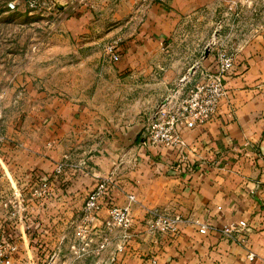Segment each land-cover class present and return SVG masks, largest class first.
Masks as SVG:
<instances>
[{"label":"crops","instance_id":"crops-1","mask_svg":"<svg viewBox=\"0 0 264 264\" xmlns=\"http://www.w3.org/2000/svg\"><path fill=\"white\" fill-rule=\"evenodd\" d=\"M106 1L114 2L105 7L111 11L97 18L116 21L135 12L137 23L114 30L96 25L80 29L76 32L86 31L90 39L56 45L60 56H37L34 74L19 75L18 81L28 83L19 96L10 85L0 90L4 109L0 128L5 137L0 147V200L15 190L24 193L33 173L44 177L58 163L65 168L52 186V196L23 200L13 216L0 208V227L16 225L15 263L45 264L52 254L48 264H150L152 257L157 264H264V0ZM90 12L77 9L69 19L88 13L92 18ZM123 26L133 31L121 38L120 61L112 63L101 45L121 34ZM216 27L221 28L219 34L234 29L237 52L215 115L203 126L184 131L183 153L176 147L143 149L138 140L154 107L193 65H208L210 57H201L202 49ZM204 28L203 43L200 39L196 47L182 44V37L186 40L193 31L202 36ZM154 49L162 56L150 53ZM129 50L137 53L130 62ZM163 64L172 69L152 68ZM128 75L131 97L136 107L139 100L143 103L147 117L145 123L112 135L109 128L115 127L101 119L122 106L123 77ZM189 85L186 77L185 87L175 92L183 95ZM96 175L115 180V203L123 204L127 194L135 196L132 236L122 240L117 232L99 254L90 250L77 254L71 243L73 222ZM30 206L35 207L32 217L25 213ZM155 208L182 217L177 234L149 230L150 211ZM107 213L102 208L100 218ZM195 220L207 225L204 232ZM239 220L248 224L245 238L222 233L224 225Z\"/></svg>","mask_w":264,"mask_h":264},{"label":"built area","instance_id":"built-area-1","mask_svg":"<svg viewBox=\"0 0 264 264\" xmlns=\"http://www.w3.org/2000/svg\"><path fill=\"white\" fill-rule=\"evenodd\" d=\"M58 4L64 7L67 0H6V11H15L20 5L28 9L29 13L47 12L55 13ZM220 27H216L210 39L202 49L201 57L209 56L207 66L196 63L190 68V85L183 95L173 92L163 99L154 109L150 118L146 121L139 137V146L147 151L155 150L159 152L163 147H176L183 153L186 141L183 137L185 130H192L203 126L215 115L220 99L225 96L226 86L225 77L230 74L233 68L237 48L232 44L233 30L226 34H219ZM110 56L114 61L120 58L118 48L115 45L107 47ZM186 77L181 80L185 81ZM2 109L0 107V122L2 119ZM5 143V137L0 128V147ZM65 168L63 163H58L52 173L45 175L32 174L27 181L30 194L34 198H48L52 196V186L55 181H59L64 175ZM94 186L88 191L77 221L73 222L72 245L75 253L91 251L100 253L112 241L118 232L122 240L130 239L132 233L131 207L135 201L133 194L126 195L123 204H117L112 199V191L116 188V182L109 176H94ZM62 181V180H61ZM23 201L22 192L15 190L12 198L6 197L0 200V208L10 211L13 216L19 212ZM102 208L107 209V216L100 218L99 212ZM152 218L148 222L150 231L178 233V224L182 221L179 214L172 216L165 215L158 209H152ZM199 226V231L204 232L206 224L194 221ZM7 228L0 230V264H16L14 256L18 251V238L16 225H7ZM222 233L238 240L246 237L249 227L245 220L230 222L223 226ZM92 244V248H88ZM117 245V249H121ZM53 257L51 254L48 260ZM249 259L253 254L248 253ZM150 264H157L154 257L150 258ZM114 261V256L109 257V262Z\"/></svg>","mask_w":264,"mask_h":264},{"label":"rangeland","instance_id":"rangeland-1","mask_svg":"<svg viewBox=\"0 0 264 264\" xmlns=\"http://www.w3.org/2000/svg\"><path fill=\"white\" fill-rule=\"evenodd\" d=\"M5 2L6 0H0V90L2 89V86L6 87L10 85L16 92L15 93L12 91L11 94L15 93L16 96H19V92L23 90L26 84H28L23 80L21 82L18 81L19 75L22 76L27 74L30 76L34 74L35 69L38 68L36 65V62L39 61L36 60L37 56L42 55L43 57L49 58L57 57L60 55L58 54V50H56V45L66 44V42L80 43L90 39V33L86 31L78 33L76 32L80 29L96 25L99 27L106 26L107 28L114 30V28L121 25H127V22H129L133 27L137 23L136 21L139 17L135 12H130L127 17L116 21L105 17L97 18L101 12L107 11L109 13V11H111L105 7L106 5L109 6L114 4V2H109L106 0H67V4L64 7H62V4H58V10L55 11V13H29L28 9H26L23 5H20L15 11L8 12L5 9ZM84 8L92 11L90 13H94L92 14V18H89L90 14L88 13L80 19H69V16L76 12L77 9ZM132 29L133 28L123 26V32L121 34L113 36L102 42L101 48L106 55V58L110 62L114 63L120 60L118 59L117 61H114L110 56L107 47L109 45H115L116 48H118V53L121 55L122 51L120 50V43L124 41L122 39H125V37H129L131 35V31H133ZM205 30L207 29L204 28V31H202L204 33L202 36L199 33H195L193 31V33L186 35V40H184V37H182V44L187 42L188 45L196 47V43H199L200 39L201 43H203L206 36ZM96 35V33L93 34V36ZM178 42L181 44L179 39L177 40V43ZM178 47L180 46H176L175 51H178ZM187 48L185 47V49L189 52L193 51H191L189 47ZM144 51L149 53V50ZM161 52L165 53V50H161ZM150 53L155 54L154 56L157 57L162 56L160 55L159 50L154 49L153 52ZM136 54V50H129L127 52L129 62L133 57L136 56ZM196 55L198 56V52L192 56L193 59L196 58ZM152 68H156L158 72H162L167 69H172V66L163 64ZM183 82L178 81L176 84V89L172 91L171 94L181 87L184 88L185 86H183ZM34 83L35 82H33V84ZM123 89V99L121 100L122 106L118 105L117 108L115 107V112L104 115L102 116L103 120L101 119V121L107 123L109 127L110 125L115 127L113 129L111 127L109 128L112 135L116 130L120 132L126 131V127H130L137 122L145 123L147 117V111L144 109L143 103L139 100L138 106L136 107L134 99L131 97L130 75L123 77ZM1 97L2 96H0V98ZM1 100L2 99H0V103H2ZM117 103L119 102L117 101ZM159 103L160 102H158V104ZM1 109L3 115L4 109ZM10 112V110L6 111L8 115L11 114ZM119 127L125 128L120 130ZM23 188V200L26 203L28 201H33L35 198L31 196L28 184H26ZM25 213H28L30 217H32L35 215V207L33 210L32 206H30V209L28 207ZM4 227H8L6 223L5 226L1 225L0 230ZM28 228L30 231H34V225L29 224Z\"/></svg>","mask_w":264,"mask_h":264},{"label":"trees","instance_id":"trees-1","mask_svg":"<svg viewBox=\"0 0 264 264\" xmlns=\"http://www.w3.org/2000/svg\"><path fill=\"white\" fill-rule=\"evenodd\" d=\"M61 186H62V188H64V189L66 190V185H65L64 183H62ZM64 189H63V190H64ZM32 245H33V246L35 245L33 239H32Z\"/></svg>","mask_w":264,"mask_h":264}]
</instances>
